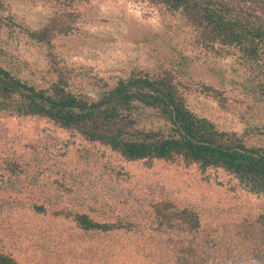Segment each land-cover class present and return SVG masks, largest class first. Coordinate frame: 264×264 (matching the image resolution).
<instances>
[{
	"label": "rangeland",
	"instance_id": "obj_1",
	"mask_svg": "<svg viewBox=\"0 0 264 264\" xmlns=\"http://www.w3.org/2000/svg\"><path fill=\"white\" fill-rule=\"evenodd\" d=\"M1 1V15L14 25L0 22V47L22 79L44 87L49 75L43 49L18 26L38 29L65 8L74 16L72 29L53 37L52 44L67 63L84 68L77 87L92 90L94 76L113 85L133 69L154 74L173 68L193 112L221 130H247L251 143L264 144V100L244 83L246 69L218 44L204 45L179 16L148 0ZM219 1L240 18L264 22V0ZM12 158L24 169L18 176L6 167ZM14 200L20 207L11 214L6 204ZM159 200L199 213L217 250L225 247L234 262L212 264H242L246 246L238 231L264 210V197L242 193L222 170L201 172L158 160L150 165L127 162L45 119L0 114V249L20 264H163L157 250L164 248L146 228L80 233L70 223L40 219L22 207L31 201L50 203L51 208L59 203L99 220L128 218L143 228L150 224V206Z\"/></svg>",
	"mask_w": 264,
	"mask_h": 264
},
{
	"label": "trees",
	"instance_id": "obj_2",
	"mask_svg": "<svg viewBox=\"0 0 264 264\" xmlns=\"http://www.w3.org/2000/svg\"><path fill=\"white\" fill-rule=\"evenodd\" d=\"M68 1L73 0L64 3L70 4ZM148 1L179 16L204 45L218 44L235 56L247 71L244 83L259 100H264V22L240 18L219 0ZM63 9L38 29L18 26L43 49L49 75L44 87L22 79L10 66V54L0 47V114L45 119L61 131L110 149L127 162L150 165L158 160L186 168L195 166L201 172L222 170L236 181L242 193L264 197V144L251 143L246 138L250 135L247 130L241 134L221 130L212 120L193 112L178 86V70L163 67L152 74L133 69L113 85L94 76L92 90L84 84L77 87L75 82L84 79V68L67 63L52 44L53 37L67 35L72 29L74 16ZM1 12L4 6L0 0V22L14 25ZM255 129L250 128V132L262 134ZM6 167L16 176L24 172L14 158L6 161ZM50 205L31 201L23 202L22 207L40 219L70 223L80 233H134L146 228L164 248L157 250L163 264L232 262L226 248L218 251L216 238L203 230L199 213L189 207L180 208L170 200H159L150 206V224L143 228L128 218L104 221L88 211L59 203L52 208ZM19 207L15 200L6 204L11 214ZM2 209L5 212V206ZM242 228V232L238 231L243 233L246 246L242 264H264V210L254 223H243ZM0 264L20 262L0 249Z\"/></svg>",
	"mask_w": 264,
	"mask_h": 264
}]
</instances>
